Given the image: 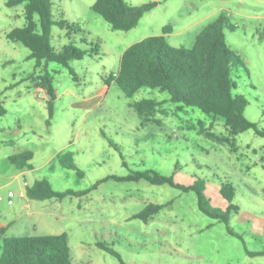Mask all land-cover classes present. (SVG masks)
<instances>
[{
  "label": "rangeland",
  "instance_id": "obj_1",
  "mask_svg": "<svg viewBox=\"0 0 264 264\" xmlns=\"http://www.w3.org/2000/svg\"><path fill=\"white\" fill-rule=\"evenodd\" d=\"M8 1L0 0V225H9L5 237L66 233L72 264H264V137L250 130L233 142L221 118L175 104L156 89L143 88L129 99L109 82L131 46L171 27L170 46L191 49L198 34L224 14L234 28L225 31L227 45L245 64L234 69L235 95L245 98L246 118L264 132V0H126L133 6L158 5L130 32L114 31L93 10L96 0H51L55 21L75 28L54 26V50L73 45L98 51L70 64L76 80L68 68L48 64L56 90L52 118L47 92L29 80L36 71L30 50L8 38L27 26L26 6L9 8ZM143 100L163 102L164 113L154 117L161 124L146 122L132 107ZM26 152L33 154L30 162H11ZM66 154H72L82 177L62 166ZM145 173L172 178L181 187L204 183L212 210L220 214L230 207L221 194L230 186L235 194L230 228L237 237L200 210L196 192L144 179L115 180ZM41 180L58 192L98 186L83 197L30 200L27 187ZM149 205L164 208L148 222L136 219ZM2 247L0 241V259Z\"/></svg>",
  "mask_w": 264,
  "mask_h": 264
},
{
  "label": "trees",
  "instance_id": "obj_2",
  "mask_svg": "<svg viewBox=\"0 0 264 264\" xmlns=\"http://www.w3.org/2000/svg\"><path fill=\"white\" fill-rule=\"evenodd\" d=\"M25 5V17L27 26L13 30L8 38L13 43H18L30 50L29 60L36 62V71L29 77L35 82L36 87L47 92L50 99V116L53 117V102L56 100V90L53 86V76L48 72V64L57 63L70 70L77 79L75 71L70 68L74 61H80L92 52L98 53L93 48L84 51L66 46L61 52H56L52 46V34L54 26L61 29L71 28L66 21H55L53 3L51 0H9L7 6L16 8ZM158 5L155 3L133 6L126 0H96L93 10L100 15L114 31L130 32L135 29L146 14L154 10ZM39 18V24L36 20ZM40 25V29H39ZM228 18L223 14L215 22L202 30L194 46L191 49L173 48L167 41L166 35L172 33L171 27L164 28V35L147 38L128 48L121 60L120 71L112 75L109 82H115L124 95L132 99L141 89L151 88L167 93L170 101L187 108H196L209 117L225 121L226 127L233 138L250 130L264 137V132L258 126L250 122L245 111L247 101L242 96H236L237 84L234 79V69L237 64L245 67L241 57L227 45L225 31L234 32ZM77 31L80 28L77 27ZM76 31V32H77ZM43 72V73H42ZM163 102L155 100H143L135 103L132 107L144 118L146 122H157L154 117ZM2 110H0V114ZM221 142H230L228 138H222ZM33 159L31 152L11 157V162L17 165L20 160L30 162ZM62 166L69 170L77 171L73 163L72 154H66L60 159ZM31 169V166H27ZM146 180L152 185H170L182 189L184 192H196L200 210L209 217L225 223L229 227L231 235H237L230 228V215L234 206L231 204L235 194L230 186L221 191L225 200L230 203L228 211L220 214L212 210L210 201L205 195V184L200 183L192 187H181L174 183L172 178L159 175L150 176V173L135 174L128 178H115L118 182ZM105 180L101 181L104 182ZM83 192H58L48 180L36 181L31 187H27V196L30 200H64L67 197H83L95 190ZM164 206L149 205L146 209L135 216L148 222L160 213ZM238 210V209H237ZM5 230H0V241H3L0 264H72L71 249L68 235L55 236H28V237H5ZM99 248L118 256L112 249L104 244H98ZM254 255V254H253ZM260 255H264L261 253ZM120 264H126L121 262Z\"/></svg>",
  "mask_w": 264,
  "mask_h": 264
},
{
  "label": "crops",
  "instance_id": "obj_3",
  "mask_svg": "<svg viewBox=\"0 0 264 264\" xmlns=\"http://www.w3.org/2000/svg\"><path fill=\"white\" fill-rule=\"evenodd\" d=\"M8 226H9V225L2 224V225H0V230L2 229V230L7 231Z\"/></svg>",
  "mask_w": 264,
  "mask_h": 264
}]
</instances>
